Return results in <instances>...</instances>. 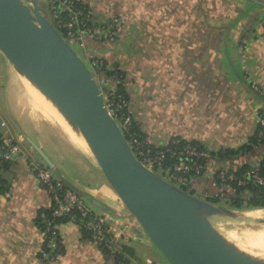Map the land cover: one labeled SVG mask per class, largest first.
Instances as JSON below:
<instances>
[{"label":"crops","instance_id":"1","mask_svg":"<svg viewBox=\"0 0 264 264\" xmlns=\"http://www.w3.org/2000/svg\"><path fill=\"white\" fill-rule=\"evenodd\" d=\"M37 2L46 9V0ZM83 3L95 25L121 29L114 43L79 47L87 49L89 61L116 65L124 74L128 108L148 144L159 148L174 138L199 143L209 158L186 192L209 203L212 197L222 203L232 196L233 190L218 185L217 174L258 164L264 143L229 158L210 155L246 145L257 118L264 119V7L246 0ZM205 15L213 22L212 32L205 31ZM23 78L0 52V139L19 149L0 169V264H39L41 215L49 212L51 202L29 171V161L46 165L29 140L89 211L105 218L121 244L132 250L129 264H169L113 191L81 136L68 125L69 137L34 108L40 102ZM58 232L62 252L57 264H117L76 225L62 223Z\"/></svg>","mask_w":264,"mask_h":264},{"label":"water","instance_id":"2","mask_svg":"<svg viewBox=\"0 0 264 264\" xmlns=\"http://www.w3.org/2000/svg\"><path fill=\"white\" fill-rule=\"evenodd\" d=\"M246 1L264 7V0ZM64 33L53 27L37 0H0V52L84 139L113 191L169 264H264L234 247L210 222L234 213L168 183L139 161Z\"/></svg>","mask_w":264,"mask_h":264},{"label":"built area","instance_id":"3","mask_svg":"<svg viewBox=\"0 0 264 264\" xmlns=\"http://www.w3.org/2000/svg\"><path fill=\"white\" fill-rule=\"evenodd\" d=\"M46 6L50 22L58 32H65L62 37L70 46L71 44L84 46L86 43H114L120 37V28L111 31L107 26L95 25L92 22V13L84 5L83 0H46ZM60 14L66 15L65 22L59 19ZM87 68L92 72V70H99L101 67L97 61L92 60L89 61V67L87 66ZM102 97L105 107L122 133L126 132L130 135V131L133 128V117L125 100L113 93H108ZM257 124L260 125L262 130L258 134L257 142L250 144L252 148L260 146L262 141H264V119H258ZM128 143L131 148L133 144L137 146L135 152L132 148L135 156L151 171L154 170L156 165H160L163 162L166 154L170 158H176V163L158 169H162V173L170 181L159 175L162 179L180 189L183 186H188L192 177L200 176L205 171L204 163L202 165L193 164L192 159H203L205 161L209 158L206 151H199L191 145H186L181 149L170 148L165 151H158L152 155L149 150L139 151L142 145L136 144L132 136ZM174 144L176 145L177 143ZM18 152L17 146L10 141L0 139V169L10 162L12 157ZM28 167L30 173L40 182L48 194L51 202L49 215H46V213L41 215L43 242L39 250V264L58 263L62 252L58 227L62 224L59 221L64 217H67V223L74 224L79 229L84 230L93 243L98 245L114 262H118L123 245L118 237L114 235L108 221L102 216L90 212L80 195L66 188L48 166L29 161ZM258 171V164L240 177L229 173L228 170H221L216 176V181L219 186L231 190L232 184L243 186L250 182L264 186V177H260ZM191 174L194 176L188 178ZM1 186L2 180L0 177ZM73 211L79 213V218L71 215Z\"/></svg>","mask_w":264,"mask_h":264},{"label":"trees","instance_id":"4","mask_svg":"<svg viewBox=\"0 0 264 264\" xmlns=\"http://www.w3.org/2000/svg\"><path fill=\"white\" fill-rule=\"evenodd\" d=\"M59 19L63 22L66 21V15L65 14H60L59 15ZM98 62V64H100V72H106L107 75L109 77L112 76H117L120 79V84H118L116 86L115 89H111L109 91V93H113L116 96H120L121 98H123L126 102V104L128 105V94L125 91V88L123 86V80H124V74L120 71V69H118V67L116 65H112V66H108L104 61L99 60V59H92ZM90 60V61H92ZM110 70V71H108ZM127 107V106H126ZM133 128L132 131H130V135L126 132H124V136L127 139V141H130V137L132 136L135 141L136 144H142V147L139 148V151L143 150V151H147L149 150L151 152V154L153 155L155 152L158 151H165L166 149H181L183 147H185L186 145H191L192 147H195L196 149H198L199 151H205L204 148L197 142H185L182 141L178 138H174L171 139V141L163 147H159L156 148L150 144H148L147 142H145V136L144 134L141 132V130L139 129V127L136 125V123L133 121L132 124ZM261 127L260 125L257 126V129L254 133V135L249 139L248 143L244 146H242L241 148L237 149V150H233V149H225V150H220L217 153L211 154L210 156L212 157H216V158H229V157H233V156H237L239 153H245L248 151H251L253 148L250 147V144H255L257 142L258 139V134L261 131ZM264 141H262L263 143ZM174 143H177L176 145ZM136 145L133 144L132 148L135 152L136 150ZM177 162L176 158H170L169 155L166 154L165 159L163 160V162L160 165H156L154 167V170H158V168H165L169 165H172L174 163ZM192 163H196L198 165H202L204 163L203 159H192ZM259 165V171L258 174L260 177H264V157L258 162ZM252 169V166H247V165H243L239 168H237L236 170H228L229 173L235 175L236 177H240L241 175L247 173L248 171H250ZM191 176H194L193 174H191L188 178H191ZM218 183V182H217ZM219 185V183H218ZM187 187L188 186H183L181 189L183 191H187ZM231 188L234 192V197L227 199V202L235 207H240L242 202H246V205L249 208H253V209H260V208H264V186L258 185V184H254V183H248L246 185L240 186V185H236V184H232ZM247 196V197H246ZM211 203L213 204H218L221 202V199L218 197H212L211 199H209ZM46 215H49V212L46 213ZM71 215L75 216L76 218H79V213L77 211H73L71 213ZM60 223H66L67 222V217H64L63 219H61L59 221ZM81 232L84 234L85 237H88V234L84 231L81 230ZM121 255L119 258V261L116 262L117 264H129L130 260L134 257V254L132 252V250L128 249L125 246H122V251H121ZM106 256H108L105 252H103Z\"/></svg>","mask_w":264,"mask_h":264},{"label":"rangeland","instance_id":"5","mask_svg":"<svg viewBox=\"0 0 264 264\" xmlns=\"http://www.w3.org/2000/svg\"><path fill=\"white\" fill-rule=\"evenodd\" d=\"M44 10L47 14V10L45 8H44ZM205 14H206V12H205ZM253 18L255 19V16ZM205 19H206L205 20L206 23H208L205 27V31H207V29L209 28L210 32H212L214 30V27L212 26L213 22L209 23L210 21H209V18L207 17V15H205ZM220 27L222 29L225 27L226 32H230V30H231L228 27H226L225 25H221ZM71 47L76 52V54L80 55V57L83 59V62L85 63V65L89 67V58L87 55L88 54L87 49L85 51V49L80 48L78 44H71ZM85 48H86V46H85ZM108 71H110V70H108ZM92 76H93L95 82L98 84L99 89H100V94L102 96H106L111 89H115L116 86L118 84H120V79L117 76L109 77L106 72H100L99 70H96V69L92 70ZM23 80H26V79L23 78ZM34 90H35V88L32 89V91H33L31 94L32 97L41 103V99L42 100H44V99L42 98L41 95H40V98L39 97L36 98L34 95ZM45 102H47V101L45 100ZM258 119H260V117L257 118V121H258ZM145 142L148 143L149 138H147V139L145 138ZM260 146H258V147H260ZM258 147L253 148V150L257 149ZM223 170H225V169H223ZM153 171L156 174L160 175L161 177H164L166 180L170 181L169 178L162 173V169L153 170ZM232 197H234V194L230 197L228 196V199L232 198ZM84 204H85V202H84ZM215 205L225 207L236 215L234 218L222 217V216L210 218L211 224L220 233V235L222 237H224L234 247H236L241 252L246 253L248 256L255 258V259H258V260H264V253H262V252H264V243H262L259 246H255V245L249 244L245 241L249 237H251L253 234L263 233V235H264V208H260V209L249 208L246 205V202H242L240 204L241 205L240 207H235V206L230 205L227 202V197H225L223 199L222 203L220 202V203L215 204ZM248 231L251 233V236H250V233ZM246 234H247V236H246ZM245 237H248V238L246 239ZM249 251H253V253H251Z\"/></svg>","mask_w":264,"mask_h":264},{"label":"bare ground","instance_id":"6","mask_svg":"<svg viewBox=\"0 0 264 264\" xmlns=\"http://www.w3.org/2000/svg\"><path fill=\"white\" fill-rule=\"evenodd\" d=\"M24 81H27V80H24ZM34 95H35L36 98L37 97L40 98L41 93L35 88ZM42 98L44 100H46L44 98V96H42ZM44 100L41 99L42 102L39 103V104H35V107L34 108L37 109L44 117H47V118H49L51 120H54L56 123L60 124L63 127L64 131H66L68 133V130L66 129V127H68L67 122L63 119V117L60 115V113L57 111V109L48 100H46L47 102H45ZM67 135H69V137H70V134L69 133ZM83 141H84V139H83ZM84 143H85V146L87 148L88 146H87V144H86L85 141H84ZM246 236H247V234H246ZM250 236H251V233H250ZM245 238L247 239L248 237H245ZM245 241L247 243H249V244H252V245H255V246H259L262 243H264V235H263V233L253 234L251 237H249ZM249 252L253 253V251H249ZM262 253H264V252H262Z\"/></svg>","mask_w":264,"mask_h":264}]
</instances>
